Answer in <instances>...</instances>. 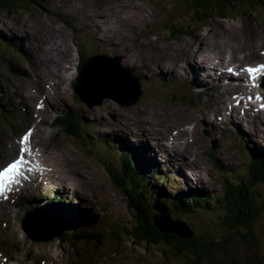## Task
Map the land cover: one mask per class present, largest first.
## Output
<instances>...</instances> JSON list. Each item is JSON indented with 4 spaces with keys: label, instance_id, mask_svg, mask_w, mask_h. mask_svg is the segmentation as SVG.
<instances>
[{
    "label": "rangeland",
    "instance_id": "rangeland-1",
    "mask_svg": "<svg viewBox=\"0 0 264 264\" xmlns=\"http://www.w3.org/2000/svg\"><path fill=\"white\" fill-rule=\"evenodd\" d=\"M105 10L114 11L120 16V19L106 22L95 20L97 28H94L88 17L95 18L94 15ZM188 16L186 9L173 0H44L40 4L31 3L28 9L19 6L15 9L0 10V88L3 89L1 91L3 95L0 93V100L3 101L5 98L6 102H9L11 101L9 95L11 97L21 96L15 90V84L19 83L22 88L24 85L28 86V83L32 81L29 76L37 81L34 76L35 67H37V73L41 74L39 79L44 80L43 77L46 73H43L41 64L49 59L50 54H43V47L40 45L46 46L51 40L61 44L66 43L71 53V69L69 66L62 67L64 63L61 61L48 64V73L54 75L57 70L56 81L51 80V83L59 86V83L63 82L58 89L52 88V90L48 85L43 86L44 83L38 81L40 86L48 91L43 110H38L40 116L46 119L43 121L45 124L39 121L44 138L48 144L55 148L58 146L64 153L62 156L65 161H61V167L65 170L62 172L64 175L58 177L57 181L55 179L53 181L64 187L59 191V187L54 185L45 186L44 188H52V190L47 191L43 188L42 192L33 193V196L36 197L32 196V199H44L45 201H41L40 206L47 212L52 210L48 205L50 202L47 200L61 193L66 194L63 196L65 202H56L54 209L74 207L70 211L74 214L77 206L81 210L87 205L94 207L100 212V226L89 225L86 227H89L90 231L98 230L101 235L100 241L92 244L82 242L70 245L62 243L58 237L48 240H31L26 234L27 231L24 230V223L29 220L26 216L30 204H17L15 200H10L9 203L2 201L0 203V249L4 256L14 257L27 264H38L40 261H48L50 264H79L73 260L78 257L77 254L83 255L88 252L90 247H95V250L101 251L102 254L112 252L120 255L127 254L137 262L142 260L144 264H184L181 257L171 255L169 252L164 253L152 244L146 243L147 245L143 246L127 235L118 234L116 225L120 223L121 226L128 227L131 214L126 208V196L113 184L105 165L110 159L118 164L121 156L120 148L132 147L137 149V153L134 154L140 158L137 161L139 169L143 170L144 174L151 176V184L159 187L160 194H164L166 198L175 196L181 191L180 194L184 195L187 191L201 188L212 196H217L221 191L223 178L222 172H219L217 168L220 167L222 171L230 169L232 172H240L243 167L244 170L249 158L248 154L246 155L241 150L244 144L252 148L251 150H259L264 154V135L261 136L251 127V124L257 123V121L242 116V111H236L231 119L228 110L223 107V120L228 118L231 122L227 125H232L236 131L223 132L218 137L217 134L209 133L207 129L206 134L202 133L205 130L204 127L199 138L204 142L208 156L205 168L197 170L198 166L186 165L183 160L177 158V169L182 170L180 174L175 170L174 164H167L171 156L170 151H161L151 142H146V145L149 149H154L156 153L150 151L149 155L152 159H155L156 156L160 166L155 162L148 161L147 163L141 157L143 154L139 147L143 146L144 140H141L137 134L138 128L142 130L146 128L150 131L146 133L145 138L147 139L154 137V134L157 135L153 126H147V123L141 125V121L157 122L166 117L168 128H172L193 115L194 106L188 99L187 90L192 79H198L192 77L189 68L182 70L185 72L184 78L177 76V70H171L169 64L181 59L180 53L184 54L189 42L192 43L195 39V34L198 36L197 43L200 41L199 38L204 43H209L213 40H210L209 36L215 33L217 42L220 44L235 46L237 43L235 41L255 34L256 28L264 29V7H258L246 17L222 18L217 15L198 26H191ZM110 21L113 22L108 23ZM194 22L192 21V23ZM172 26L181 33L170 34L168 29ZM6 38L11 40L10 44ZM93 47L104 54L119 56L120 65L130 69L133 74L141 78L143 90L134 104L121 106L110 98L103 99L101 103L96 104L91 98L90 105L87 107L77 97L74 91L75 77L78 74L77 70L81 68V63L77 62V52L83 53L84 57L88 58L97 52ZM179 62L183 63V61ZM12 65L19 72H15ZM212 65L213 68L219 66L216 63ZM64 72L68 73L69 79ZM127 72L129 71L127 70ZM98 87L100 86L95 87L93 84V88ZM200 89L201 87H196V91ZM57 90H59V98L54 93ZM192 93L198 98V93L194 94V91H191V95ZM211 96L212 91H207L203 97L198 98L197 108L202 107V101ZM16 101L8 111L0 112V135L3 134L10 139L14 138L28 122L26 117V124H21L16 119L14 109L23 111V105H26L24 100L20 104H17ZM31 106L30 112L33 108ZM66 108L75 117L80 116V127L76 124L73 125L71 118L64 122L63 117L67 118L69 115ZM26 110L27 108L24 111ZM56 113L60 115L55 117ZM235 116L240 120L236 121ZM54 118L58 121L56 124L53 123ZM6 125L12 128L16 127V129L7 132L4 130ZM156 127L164 130L163 125H156ZM75 130L80 138L71 135ZM175 139H179V135ZM109 140L112 142V146ZM169 140L177 149L175 151L189 160L188 156L180 150L174 137L170 136ZM118 142L124 143L125 147H122ZM36 143L42 147L43 158L47 162L58 161V152L54 148H49L46 143L37 140ZM192 151L195 153L198 149L192 146ZM64 162L76 169L70 166H66L67 168L64 169ZM149 164L157 165V167L148 169ZM152 170L158 173L155 174L156 178H152V173H150ZM191 170L198 171L197 180L203 181V184L196 187L186 179V176L195 177V174L189 173ZM195 178L190 179L194 181ZM261 189L264 193V185L256 188V192L260 193ZM200 205L199 203L196 209L199 214L193 216L192 220L197 229L203 224L209 225L213 220L220 221V210L213 208L209 211L205 208L200 212ZM196 206L197 204L193 207ZM50 215L59 214L54 210V212L46 214V217H50ZM89 215L90 211H87L82 217L86 218ZM252 223V228L248 231L244 229L221 230L220 232L223 234H234L232 241L225 246L224 252L220 251L221 253L213 256L214 262L205 261L203 264H245L248 256L258 259L257 264H263L264 209L257 212ZM176 225L180 227V224ZM118 226L120 227V225ZM210 226L213 229V224ZM243 233L247 235L248 240L244 238ZM2 236L6 238L1 239ZM106 249L112 250L104 252L103 250ZM114 249H118V251ZM115 255L112 254L110 257H115Z\"/></svg>",
    "mask_w": 264,
    "mask_h": 264
},
{
    "label": "trees",
    "instance_id": "trees-1",
    "mask_svg": "<svg viewBox=\"0 0 264 264\" xmlns=\"http://www.w3.org/2000/svg\"><path fill=\"white\" fill-rule=\"evenodd\" d=\"M42 1L44 0H0V10L15 9L19 6L28 9L31 3L40 4ZM173 1L186 9L191 26L203 25L208 19L217 15L222 18L246 17L258 7H264V0ZM168 30L181 33L175 30L174 26ZM68 114L67 118L63 117L64 122L71 118L72 124L80 127V116L75 117L72 112ZM71 135L80 138L77 130ZM122 147L124 146L122 145ZM121 150L122 154L118 164L108 157L110 160L108 164L106 163L105 168L116 188L126 196L127 207L132 210L136 226L130 228L129 225L128 227L121 226L118 222L120 225V227L116 225L118 234L127 235L143 246H146V243L152 244L164 253L169 252L171 255L181 257L184 264L214 262L213 256L221 253L220 251L224 252L225 246L232 241L234 235L223 234L220 231L224 229L251 230L257 212L264 209L263 190L261 189L260 193L256 192V188L264 185V158L261 155L253 154L249 158L243 177L235 181L230 177H225L221 193L212 196L214 201L212 203L207 201L205 206L209 211L213 208L220 210V221L213 220L209 225L206 223L197 229L192 220L193 216L199 214L196 210L199 204L197 203L198 199L193 196L186 199H179L176 196L166 198L164 194H160L159 187L151 184V176L149 177L148 174L143 173V170L137 168L136 160H134V156H131L132 153L127 148H121ZM209 203L210 205H208ZM196 204L197 206L193 207ZM88 207L91 206L88 205ZM154 217L176 224L183 222L186 224L188 233H185L184 236L178 233H162L155 227ZM99 221L100 219L93 224V227L100 226ZM211 224H213V229H211ZM86 226L83 225L78 230H64L58 235V238L61 242L70 245L82 242L92 244L100 241L101 235L98 230L90 231V228ZM243 235L248 240L247 235L245 233ZM257 261L258 259L248 256L245 264H257Z\"/></svg>",
    "mask_w": 264,
    "mask_h": 264
},
{
    "label": "water",
    "instance_id": "water-1",
    "mask_svg": "<svg viewBox=\"0 0 264 264\" xmlns=\"http://www.w3.org/2000/svg\"><path fill=\"white\" fill-rule=\"evenodd\" d=\"M99 85L98 88H93ZM74 91L77 96L84 101L87 106L90 105L89 101L92 98L96 104L102 102L103 99L110 98L115 100L121 106H129L134 104L141 95V88L138 80L133 78L129 72L124 70L119 64V58L108 57L105 55L92 56L84 62L81 68V72L77 77V83L74 86ZM56 202H50L48 205L52 210L48 212L34 213L33 221L41 222L44 227L41 232H37L33 227L27 226L28 221L24 224L26 226L28 236L34 238V240H48L52 237H57L64 230H74L83 225H90L97 221L98 215L91 209L83 207L77 208L74 214L63 212L60 214L55 208ZM68 205V204H61ZM75 205V204H74ZM72 205V206H74ZM77 205V204H76ZM131 221L128 223L130 228H135L136 222L132 213ZM74 207L71 208V211ZM57 212L59 215L46 217V214L51 212ZM90 211V215L83 218L85 212ZM180 227L176 223L168 222L160 218L154 217L155 227L162 233H178L181 236L186 235L187 227L182 223ZM173 225H175L173 227ZM46 230V231H45Z\"/></svg>",
    "mask_w": 264,
    "mask_h": 264
},
{
    "label": "bare ground",
    "instance_id": "bare-ground-1",
    "mask_svg": "<svg viewBox=\"0 0 264 264\" xmlns=\"http://www.w3.org/2000/svg\"><path fill=\"white\" fill-rule=\"evenodd\" d=\"M94 16H95V18H92V19H91L92 16L88 17V20L92 23L94 28H97V26L95 24V20H100V21L106 22L108 20L120 19V16L117 13H115L114 11H112V10L100 11L97 15H94ZM111 22H113V21H110L108 23H111ZM186 43H188V42H186ZM215 43H217V41L215 39H213V40L209 41V43H202V45L200 47H198V46L195 47V46H193V42L192 43L189 42L188 47L185 48L183 55L186 58L203 57V58L208 60V59L211 58V55L213 54V55H217V56L221 57V58L219 57V61L221 63L222 59H223V52L220 51L221 50L220 47L215 46ZM249 45L250 44H246L245 45L247 50H249ZM40 46L43 47V54H45V53L46 54H48V53L50 54L49 59L46 60L45 62H42V64H41L42 69H43V73H46L44 75V77H43L44 80H41V81L43 83H49V85L52 88H55V90H56V89L59 88V86L53 85V83H51V80H53L54 82L56 81L57 70L54 72V75H51L50 73L47 72L48 64L61 61V62L64 63V65H62V67L65 66V63H67L68 66L71 69V63H70L71 53L69 52L68 46L66 44H58V45H56L55 42H53V41H51L46 47H44L42 45H40ZM222 49L227 50L228 53H230L229 49L233 50V54H231L230 57L233 56V59H237L238 48L227 47V48H222ZM215 63L220 65L218 62H213V61L210 62V64H213V65ZM35 68H36L35 74H36V76L38 78H40L41 74L37 73V67H35ZM64 73H65V75L68 76V79H69L68 73L67 72H64ZM2 91H3V89H2ZM11 92H13V91L11 90ZM23 92H24V90L22 88V92L21 93H23ZM1 94L3 95V92ZM4 99H3V102H6L7 100L6 99L4 100ZM1 102H2V100H1ZM25 106L26 105H23L24 110H25ZM42 122H43V120H42ZM215 131L216 130H213L212 132H215ZM216 133H218V131H216ZM170 136H172V134L169 135V137ZM26 157H28V156H26ZM152 160H154V159H152ZM61 175H64V174L61 173ZM46 177H48L49 180L48 179H44V178L42 179V188H44L45 186L54 185L55 187H59V191H60L62 189V187H64V186L59 185L58 182L53 181V179L51 178V174L50 173ZM66 184H68V183H66ZM44 189L47 190V191H51L52 190V188H44ZM22 192L25 193V190H22ZM55 196H57V195H55ZM4 202H6L5 199H4ZM33 204L37 208V211L36 210H32V211L28 212V214L26 216V218L29 219V221L27 223V226L33 227L34 229H36L37 232H41V230L44 229V227H42V223L39 222V221L35 222V221L31 220V219H33L32 215H34V213L37 214V212H45V210L40 206V204L36 200H34ZM70 211H71L70 207H61V209L57 208V212H59L60 214H62L63 212L68 213ZM179 222H181V221H179ZM25 223H26V221H25ZM181 223H183V222H181ZM183 224H185V223H183ZM24 230L27 231L26 230V226H24ZM1 232H3V231H1ZM26 234H28V233H26ZM28 237L31 240L34 239V238L30 237V236H28ZM5 238L6 237H4V236L1 237V239H5ZM14 264H16V263H14Z\"/></svg>",
    "mask_w": 264,
    "mask_h": 264
},
{
    "label": "snow or ice",
    "instance_id": "snow-or-ice-1",
    "mask_svg": "<svg viewBox=\"0 0 264 264\" xmlns=\"http://www.w3.org/2000/svg\"><path fill=\"white\" fill-rule=\"evenodd\" d=\"M229 71H231V69H229ZM246 71H248L249 76L251 78V74L253 72H257L260 71L262 75H264V65H259L256 68H247ZM259 99V97H257ZM37 107H40V105H37ZM262 107H264V105H262ZM29 135L26 134L20 141L21 145L24 144V142L26 140H28ZM25 149L24 147L20 148V153L21 155L15 159L14 161H12L11 163L7 164V166L0 168V196H2L5 192V174L6 173H11V175L8 176V184L9 186L13 183V182H18L16 181V176L19 175H23V172L19 171V166L22 164L23 159H24V154Z\"/></svg>",
    "mask_w": 264,
    "mask_h": 264
}]
</instances>
